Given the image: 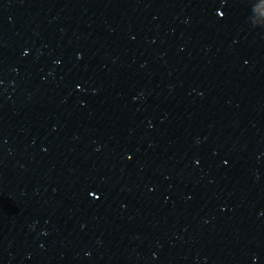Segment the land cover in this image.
Here are the masks:
<instances>
[{
	"label": "water",
	"instance_id": "1",
	"mask_svg": "<svg viewBox=\"0 0 264 264\" xmlns=\"http://www.w3.org/2000/svg\"><path fill=\"white\" fill-rule=\"evenodd\" d=\"M192 264H264V0H108Z\"/></svg>",
	"mask_w": 264,
	"mask_h": 264
}]
</instances>
